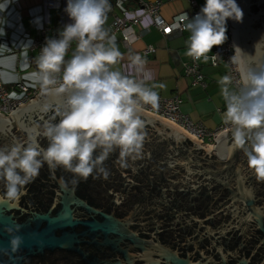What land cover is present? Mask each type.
I'll list each match as a JSON object with an SVG mask.
<instances>
[{
    "label": "clouds",
    "instance_id": "obj_1",
    "mask_svg": "<svg viewBox=\"0 0 264 264\" xmlns=\"http://www.w3.org/2000/svg\"><path fill=\"white\" fill-rule=\"evenodd\" d=\"M110 10L109 0H67L65 11L72 22L63 27L58 39L46 38L35 60L37 70L29 74L42 93L60 97L63 103L55 107L51 120L44 121L47 148L34 136L0 147V181L5 186L0 202L18 201L44 163L85 179L94 172L97 178L107 179L110 173L104 162L116 149L123 168L128 167L129 158H141L146 138L141 113L145 106H158L159 94L156 85H148L152 76L143 71L145 61L139 55L131 58L130 67L142 72L141 78L112 69L122 53L104 27ZM243 16L236 0H206L191 20L186 12L179 15L176 26L183 25L190 33L186 55L215 64L218 55L208 54L228 39L227 20L242 22ZM73 43L75 50L66 59ZM234 47L235 52L242 50ZM218 83L226 104L222 119L232 126L234 147L243 150L256 179L264 181V71L248 70L240 91L230 89L228 75ZM56 116L60 120L53 123ZM20 227L15 224L5 229L12 253L23 243V237L16 234Z\"/></svg>",
    "mask_w": 264,
    "mask_h": 264
},
{
    "label": "water",
    "instance_id": "obj_2",
    "mask_svg": "<svg viewBox=\"0 0 264 264\" xmlns=\"http://www.w3.org/2000/svg\"><path fill=\"white\" fill-rule=\"evenodd\" d=\"M236 2L242 8L244 16L242 22L230 18L231 35L233 45L242 49L235 53L244 83L248 70L264 71V0ZM62 103L60 97L40 92L26 104L19 105L9 117L0 113V147H11L14 142H19L18 134L14 131L16 125L26 134L24 142L28 141L29 136H34L42 148H47L48 140L42 135L43 124L56 115L49 116V109L55 110ZM141 119L145 122L146 132L142 155L134 161L129 158L127 168L121 167L117 162L119 149L111 153L104 162L110 173L107 179L103 176L97 178L95 172L85 179L64 168L60 175H55L54 170H58V166L50 167L44 163L40 171L49 170L54 175L41 178L42 175L38 174L30 184L36 183L40 178L44 180L46 187L48 184H55L54 189L30 192L25 186L24 194L18 201L0 202V249L8 250L7 253L0 251V264H62L56 261L64 260L65 256H56L53 260L55 251L76 253L79 258L75 264H264L263 210L255 206L252 189L244 184L242 170H252L247 165L243 150L234 147L232 128L215 136L212 149V144L203 145L202 140L167 118L143 110ZM59 120L60 117L56 116L52 122L58 123ZM174 143H180L181 146ZM187 143L198 147H190ZM201 151L208 154L201 157L206 160L204 165L198 159L195 160L196 157L192 154ZM214 152L217 157L211 159ZM98 154L99 150L95 155ZM177 165L187 172L199 174H204L203 169H217L221 174L216 177V181L224 188L231 187L228 183L232 182L234 190L238 191L229 192V200L245 203L247 212L243 217L244 222L254 223L263 233L249 255L244 251L240 252L235 244L228 250L221 243H216L213 245L219 252L216 257L204 252L197 260H193L190 255L178 257L177 252L161 242L155 232L147 230L148 225L138 209L132 208L130 213L119 217L114 213V207L106 211L89 202L91 199L88 195L95 196L93 191L99 190L97 182L104 181L115 187L107 191V198L111 203L120 204L125 200H132L131 205H134L135 200H144V197L136 195L133 198V187L138 184L141 187L139 189H143L145 193L147 189L144 176L140 179V184L134 178L137 171L147 168H175ZM4 192V183L0 181V195ZM46 192L51 193L53 198L45 207L42 199ZM45 199L49 200V197L46 196ZM193 218L186 221L187 228L189 225L203 224L200 218ZM15 224L21 226L16 234L23 237V243L17 252L12 253L10 235L5 229ZM151 224L152 227L158 226L156 222ZM206 232L212 234L208 229ZM85 235L94 246L80 245L81 242H86L81 239ZM102 249L106 250L104 255L95 253ZM259 250L262 251L261 258L255 260L254 256Z\"/></svg>",
    "mask_w": 264,
    "mask_h": 264
},
{
    "label": "flooded vegetation",
    "instance_id": "obj_3",
    "mask_svg": "<svg viewBox=\"0 0 264 264\" xmlns=\"http://www.w3.org/2000/svg\"><path fill=\"white\" fill-rule=\"evenodd\" d=\"M54 114L55 110L53 108L49 109V116ZM14 129L18 134L19 142H24L26 134L17 128L16 125ZM174 144L178 147L181 146L180 143ZM187 145L198 147L191 143L190 145L187 143ZM192 154L196 157L195 160L198 159L203 165L206 164V160L201 157H206L208 154L206 155L202 151L198 154ZM180 157L182 158V153ZM216 157L214 152L211 159H216ZM62 168L58 166V170H54L55 175H60ZM125 171L128 172V169H125ZM202 171L204 174L187 172L179 165L175 166V168H147L146 170H139L134 174V178L137 181L139 180L138 183L140 184L142 176L145 177L146 193L143 189H139L141 187L137 184L132 189V197L135 198L136 195H141L144 200H135L134 205H131L132 200L113 204L107 198V191L115 187L106 184L104 181H99L97 182L99 190L93 191L95 196L92 194L88 195L91 199L89 202L100 209H106V211L114 207V213L119 217L130 213L132 208L138 209L141 217L145 218L143 221L148 225L147 230L155 232L161 242L172 247L177 252L178 257L190 255L193 260H197L201 258L202 252L216 257L219 255L217 249L213 247L216 243H221L228 250H231L235 244L240 252L244 251L249 255L253 245L257 244V240L260 239L263 233L254 223L246 224L244 222L243 217L247 212L245 203L229 200V192L235 193L238 191L234 190L235 186L232 182L229 181L228 183L231 187L227 186L224 188L216 181V177L221 174L219 170L203 169ZM131 172L129 171V173ZM242 174L245 179L244 184L252 189L255 206L263 210L264 218V181H258L254 173L246 168L242 170ZM39 175H42L41 178H47L54 174L46 170L39 171ZM26 187L30 192L39 190L43 192L50 190V188L54 189L55 184H48V187H46L44 180L39 178L36 183H28ZM45 195L49 197V200L45 199L46 196L42 199L46 207L53 197L50 196L51 193L46 192ZM193 216L200 218L203 224H193L187 228L186 221L194 219ZM151 222H156L158 226L152 227ZM206 229L211 231L212 234L207 233ZM81 239L86 242H81L80 245L94 246L88 236L85 235ZM105 252V249L95 251L97 255H104ZM60 255L65 256V259L62 261L57 260L56 262L62 264H75L78 262L79 256L74 252L68 251H55L53 260ZM261 255L262 251L259 250L258 254L254 256L255 260L260 259Z\"/></svg>",
    "mask_w": 264,
    "mask_h": 264
},
{
    "label": "crops",
    "instance_id": "obj_4",
    "mask_svg": "<svg viewBox=\"0 0 264 264\" xmlns=\"http://www.w3.org/2000/svg\"><path fill=\"white\" fill-rule=\"evenodd\" d=\"M111 1V10L104 25L108 32L114 15H123L124 12L130 17L142 15L143 26L151 24V18L139 8L136 0ZM161 1V14L168 20L182 11L191 10L188 0ZM198 2L202 8L206 0ZM66 7L67 0H0V77L6 87L20 80L35 85L29 74L37 70V55L31 53L29 47L38 28L48 26L51 30L61 31L66 24L72 22L65 11ZM189 35L187 31H174L170 35H163L151 28L148 34L129 45L121 42L120 35H110L115 38L116 46L122 53L112 69L131 74L136 79L141 78L142 72H138L136 67H130L131 58L139 55L145 61L143 71L150 72L152 76V79L147 81L149 86L156 85L154 90L161 96L179 94L183 99L182 111L193 120H201L210 129L215 130L224 122L222 116L226 111L218 81L229 74V69L223 63L213 66L201 59V71L205 81L204 84L194 85V78L185 75L184 68V63L191 59L186 55ZM149 44H154L157 50L154 55L146 57L142 50ZM214 49L215 46L209 54L213 53ZM73 51L68 52L66 59L71 58ZM160 84L165 87H158ZM229 87L235 90L231 84Z\"/></svg>",
    "mask_w": 264,
    "mask_h": 264
},
{
    "label": "built area",
    "instance_id": "obj_5",
    "mask_svg": "<svg viewBox=\"0 0 264 264\" xmlns=\"http://www.w3.org/2000/svg\"><path fill=\"white\" fill-rule=\"evenodd\" d=\"M190 4V11H182L176 14L171 20L166 19L161 14V7L163 2L161 0H136L139 8L145 12L151 18V24L143 26V17L134 16L130 17L126 12L123 15H114L109 35H120L121 42L129 45L135 40L142 38L148 34L151 28L159 31L163 35H170L174 31L183 32L185 31L183 25L179 27L177 24V17L183 13H187L189 19L196 17L201 11L198 0H188ZM112 6V1L109 0ZM51 32L50 34L48 32ZM59 32L51 30L48 26L40 27L36 30L35 37L29 47L31 53L39 55L42 47L46 42V38H59ZM227 37L228 39L223 45L215 46L213 53L208 54L210 57L218 55V58L213 64L211 59L208 61L211 65L217 66L221 63L228 66L229 77L231 78V85L236 91H240L243 88V80L241 77L240 68L238 65L232 35H231V23L230 18L227 20ZM73 45L69 49V53L73 51ZM157 47L154 44H149L142 50L144 56L154 55ZM234 56V60L232 57ZM201 60H194L191 58L189 61L184 63L185 75L192 76L194 78L193 84H204L205 76L201 71ZM41 92L38 85H30L24 80L17 81L11 84L10 87H6L0 77V113L4 117H9L10 113L13 112L19 105L26 104L31 99H34L36 95ZM11 93H17L20 96H12ZM183 99L179 94H173L171 96L159 95V102L156 108L148 105L144 107L147 110L156 115L167 118L184 130L194 135L199 140H202V144H212V149L215 143V136L222 133L223 131L232 128L230 124L224 122L219 125L215 130L210 129L203 121L193 120L188 114L184 113L181 109Z\"/></svg>",
    "mask_w": 264,
    "mask_h": 264
},
{
    "label": "rangeland",
    "instance_id": "obj_6",
    "mask_svg": "<svg viewBox=\"0 0 264 264\" xmlns=\"http://www.w3.org/2000/svg\"><path fill=\"white\" fill-rule=\"evenodd\" d=\"M11 95H12V96H15V95H16V96H20V95H18L17 93H16V94H15V93H11Z\"/></svg>",
    "mask_w": 264,
    "mask_h": 264
}]
</instances>
